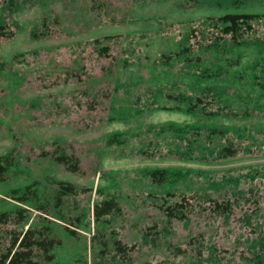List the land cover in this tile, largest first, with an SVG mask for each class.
<instances>
[{"label": "rangeland", "instance_id": "1", "mask_svg": "<svg viewBox=\"0 0 264 264\" xmlns=\"http://www.w3.org/2000/svg\"><path fill=\"white\" fill-rule=\"evenodd\" d=\"M225 14L264 0H0V264H264V19Z\"/></svg>", "mask_w": 264, "mask_h": 264}, {"label": "trees", "instance_id": "2", "mask_svg": "<svg viewBox=\"0 0 264 264\" xmlns=\"http://www.w3.org/2000/svg\"><path fill=\"white\" fill-rule=\"evenodd\" d=\"M264 19V15H255V14H225L222 16H219L217 18L212 19L213 21H218L219 24L221 25V28L223 32L229 33L230 36L232 37L233 40H238L242 35H243V29L251 30L252 29V23L257 22L258 20ZM245 43L243 44V47H247L248 49H251L252 45L249 47V45L245 46ZM238 49L241 47L242 43L238 44ZM256 49H258V46H255ZM254 48V49H255ZM245 66L248 68H245L247 71H253L251 69L250 64L247 62L245 63ZM255 70V69H254ZM215 86V85H214ZM163 170H155L152 172L153 173H162ZM60 187L62 190V193H69V192H74L75 187L71 183H60ZM114 202L112 200H105L99 205H92L93 213L97 217H101L104 214L109 213L108 211L113 207ZM222 207V206H221ZM94 215V216H95ZM95 216V217H96ZM32 231L31 230H26L21 234L19 239L15 240L14 243H16V247L11 251L8 252L4 256V260L6 261L7 264H19L23 262V260H26L28 256H30L32 252V246H39L42 248L44 252H50L52 247H53V242L52 240H32ZM17 241V242H16ZM118 250L123 252L124 248L120 247L119 241H116Z\"/></svg>", "mask_w": 264, "mask_h": 264}]
</instances>
